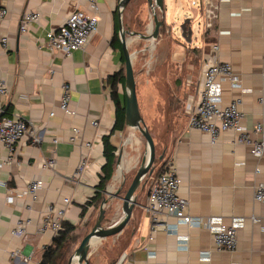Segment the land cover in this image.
Segmentation results:
<instances>
[{
	"label": "crops",
	"instance_id": "crops-1",
	"mask_svg": "<svg viewBox=\"0 0 264 264\" xmlns=\"http://www.w3.org/2000/svg\"><path fill=\"white\" fill-rule=\"evenodd\" d=\"M95 1L99 7L98 31L84 49L67 56L47 48L48 33L64 25L72 11L87 10L88 0H2L8 13L1 23L0 35L8 37V44L5 49L0 42V62L9 95L0 100V105L9 114L30 121L42 138L37 145H31L24 137L11 161H7L10 152L0 147V264H38L54 238L52 231L41 230L46 206L62 204L69 197L71 205L66 220L77 225L82 220V207L97 190L104 163L101 139L112 131L115 123V106L107 78L122 67V62L121 53L111 45L120 0ZM198 1L203 0H164V10H156L159 19L165 20V33L160 34L172 43L163 44L162 49L171 51L170 57L179 63L186 102L194 95L203 64L211 55V45L218 42L220 59L232 65L242 84V88H233L229 81H222V104L240 98L245 125L249 129L258 123L264 126L261 102L264 99V0H212L216 7L214 29L201 35L198 43L187 44L174 32L180 21L176 18L184 17ZM133 3L123 14L124 26L131 33L130 51L135 32L128 27L131 24L128 11ZM200 5L202 14L204 7ZM192 8L195 14L200 12L196 6ZM145 10L149 17L145 23L147 32L153 27V19L149 5ZM28 11L38 12L39 18L22 32L21 21ZM189 51H194L193 57ZM63 83L71 86L70 112L59 107ZM188 120L187 114L172 141L165 166L171 162L177 168L179 193L189 200V213L193 217H216L225 224H230L233 218L243 220L238 230L237 250L217 249L208 229L177 224L174 216L165 217L175 227L174 231H153L145 209L151 189L149 181H145L136 191L137 204L125 227L128 233L123 246L112 254L100 249L95 254V264H264V203L254 200L256 185L264 182V155L255 157L247 145L235 143L236 134L232 130L223 133L219 142L212 145L207 134L188 126ZM73 128L79 133L71 141ZM122 132L116 131L111 136L120 158L117 175L113 177L118 181L121 171L124 179L135 176L147 151V146L139 142L135 148L122 150L119 140ZM87 141L93 142V149L85 146ZM50 159L54 164L45 167ZM83 159L88 160L89 168L84 175L76 177L75 171ZM38 179L43 181V187L37 199H33L28 184ZM8 197L13 201L9 202ZM109 197L111 202H117V214L123 215L122 201L113 195ZM88 210L87 215L92 212L91 207ZM20 221L26 223L24 237L11 233ZM179 236H188L186 247L178 241ZM15 251L20 254L13 255ZM206 252L208 259L203 258Z\"/></svg>",
	"mask_w": 264,
	"mask_h": 264
},
{
	"label": "built area",
	"instance_id": "built-area-1",
	"mask_svg": "<svg viewBox=\"0 0 264 264\" xmlns=\"http://www.w3.org/2000/svg\"><path fill=\"white\" fill-rule=\"evenodd\" d=\"M88 9H76L67 17L64 25L48 33L46 41L47 48L52 51H59L70 56L74 51L84 49L90 38L99 29L98 4L95 0H88ZM8 11L0 0V27ZM39 13L28 11L23 15L20 30L27 31L30 23L37 21ZM151 31V30H150ZM0 42L6 49L8 37L0 35ZM220 45L215 42L211 45V55L202 67V76L196 82L194 95L185 103L188 114V126L197 129L208 135L212 145L217 144L223 133L232 130L236 134L235 143L247 145L250 152L255 157L264 155V126L261 123L249 129L245 123V115L240 109L241 99L236 98L230 104L223 105L221 102L222 81H229L233 88H242L241 78L233 70L230 63L225 62L219 57ZM62 96L60 109L70 112L71 86L63 83L61 86ZM9 95V86L1 75L0 62V100L2 101ZM264 103V99L261 100ZM51 115L54 112L50 113ZM97 125V122H94ZM71 141L76 140L79 130L73 128ZM24 137L28 138L31 145L41 142V132L34 125L16 114H7L6 108L0 105V147L6 148L10 152L7 161H11L16 146ZM85 146L91 150L94 148L92 141L85 142ZM54 164V160H48L44 166ZM89 168L87 159H83L75 171L76 177H81ZM260 172L259 169L256 170ZM43 187L42 180H33L28 184L29 193L33 199H37L38 191ZM180 176L177 168L171 162L164 167L163 171L156 178V182L151 188L146 211L151 219L153 231L164 230L174 231L165 220L167 216H174L177 224L204 227L212 234L214 246L219 250L234 252L238 247V230L243 220L233 218L230 224H225L220 218L209 217L207 219L193 217L189 213V200L179 193ZM254 200L264 203V182L256 185L254 190ZM12 202L13 198L8 197ZM71 199L65 197L62 204L49 203L44 211L41 230H50L57 236L62 229L63 221L66 220ZM256 220V219H253ZM12 235L24 237L26 235V223L20 221L12 230ZM150 239H153L150 236ZM178 241L181 245L187 246L188 236H179ZM20 251H15L13 255H19ZM204 259L209 258V252L204 254ZM28 261L27 258L24 259Z\"/></svg>",
	"mask_w": 264,
	"mask_h": 264
},
{
	"label": "rangeland",
	"instance_id": "rangeland-1",
	"mask_svg": "<svg viewBox=\"0 0 264 264\" xmlns=\"http://www.w3.org/2000/svg\"><path fill=\"white\" fill-rule=\"evenodd\" d=\"M147 5V0H134L131 9L128 11L131 17V24L128 27L135 33H146L145 23L149 19L145 10ZM187 15L189 14L185 13L183 16L186 17ZM150 19H153L152 14L150 15ZM177 19L178 17L176 20ZM198 26L199 23L197 22L195 27L198 28ZM174 32L180 34L175 30ZM195 36H199L200 38L198 32ZM132 37L133 41L130 48L131 52L134 54L133 68L136 79L137 97L141 115L154 138L157 155L154 171L151 176L147 175V178L145 177L143 179L137 189L139 191L145 181H149L151 189L159 173L167 163L172 141L186 121L187 114L185 111V103L187 95L184 89L183 77L179 72V63L177 60H173L170 57L171 51L168 52L162 49L163 44H172L168 41L169 39L166 35L162 37V34H160L159 38L151 43L146 42L145 39L135 34ZM199 38L194 41V44L198 43ZM189 53L191 57H193L194 51H189ZM120 139L122 150L130 149L131 147L135 148L137 142L143 146H147L145 138L140 131L135 128H128L122 133H119V140ZM127 140L128 148L126 146ZM131 153H135L133 149H131ZM160 156H163L161 160H159ZM115 175H117V170ZM132 179L133 177H128L127 179L122 178L119 181L112 179L109 188L113 192H117V190L121 188V194H124ZM116 203L110 200L106 205V218L103 222L104 227L114 226L120 221L122 212H120V214L118 212L117 214ZM99 209L100 204L91 210L92 212L86 215V217L77 224L79 243L94 226L99 215ZM127 229L118 236L102 239L97 244L91 246L89 254L90 264H95V254L100 251V249L109 254L119 251L120 247L123 246V238H125L126 233H128ZM79 243H77L71 255ZM73 264H76L75 261Z\"/></svg>",
	"mask_w": 264,
	"mask_h": 264
},
{
	"label": "water",
	"instance_id": "water-1",
	"mask_svg": "<svg viewBox=\"0 0 264 264\" xmlns=\"http://www.w3.org/2000/svg\"><path fill=\"white\" fill-rule=\"evenodd\" d=\"M134 2V0H120L119 1V37L122 42L123 55L125 57V93H126V125L130 128H135L140 131L147 143L146 155L143 158L139 169L133 177L130 185L128 186L124 194H113L108 188L106 190L107 195H113L122 201L123 215L118 224L111 227H104L103 222L106 218V199H103L99 209L98 218L92 227V229L81 239L79 245L70 256L67 264H73L75 258H77V264H89V254L91 243L93 241L118 236L123 232L127 224L129 223L132 212L137 204L136 191L139 188L141 181L147 176L151 175L154 171L155 163L157 160L156 145L154 138L149 131L140 111L139 101L137 97L136 79L133 68L134 54L129 50L128 36L131 34L127 30L123 23V14L127 8ZM147 3L152 11L153 15V27L151 31H147L145 34L134 33L140 38L154 42L159 38L161 28L165 25V20H160L156 12L157 9L164 10V0H147ZM204 7V13L201 14V4ZM200 9L198 14H195L193 8ZM190 9V10H189ZM187 10L186 17L178 18L179 24L176 25V29L180 33V38L187 44H193L195 40H198L199 36L195 34L204 35L214 29L216 19V7L213 5L212 0H203L202 2H195L194 5ZM199 23L198 28L195 27L196 23ZM163 156H160L162 159ZM120 162V158H117V165ZM114 179V178H113Z\"/></svg>",
	"mask_w": 264,
	"mask_h": 264
},
{
	"label": "trees",
	"instance_id": "trees-1",
	"mask_svg": "<svg viewBox=\"0 0 264 264\" xmlns=\"http://www.w3.org/2000/svg\"><path fill=\"white\" fill-rule=\"evenodd\" d=\"M164 26L161 28V33H165L166 29ZM111 45L114 49L121 53L122 62V67L107 78V85L110 88L111 98L115 106V123L112 131L109 134L102 136L101 141L103 146L104 163L101 169L99 184L97 185L95 194L82 207L80 214L82 219L86 217L89 211L88 208L91 207L93 210L98 204L101 206L103 199L107 200L106 204H108L110 201L109 195H107L105 192L110 186L111 181L116 173L118 158V155L116 154L117 148L112 144L111 136L116 131H124L127 128L125 57L123 55L122 42L119 37V19L117 14H115L114 17V35ZM6 113L9 114V111L6 110ZM117 193L121 194V188L117 190ZM77 229L78 227L76 224L67 220L63 221L61 231L57 236H54L52 243L45 248L41 261L38 264H67L73 249L76 247L77 243H79Z\"/></svg>",
	"mask_w": 264,
	"mask_h": 264
},
{
	"label": "bare ground",
	"instance_id": "bare-ground-1",
	"mask_svg": "<svg viewBox=\"0 0 264 264\" xmlns=\"http://www.w3.org/2000/svg\"><path fill=\"white\" fill-rule=\"evenodd\" d=\"M115 178H116V177H115ZM121 178H122V171L120 172L119 180H120ZM98 242H99V240L93 241V242L91 243V246L97 244ZM74 261H75V263L77 264V258H75ZM74 261H73V262H74Z\"/></svg>",
	"mask_w": 264,
	"mask_h": 264
}]
</instances>
